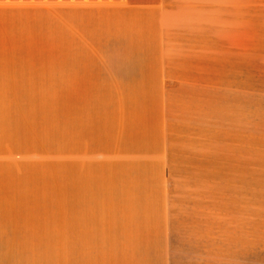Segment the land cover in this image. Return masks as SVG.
Listing matches in <instances>:
<instances>
[{
	"label": "rangeland",
	"instance_id": "1",
	"mask_svg": "<svg viewBox=\"0 0 264 264\" xmlns=\"http://www.w3.org/2000/svg\"><path fill=\"white\" fill-rule=\"evenodd\" d=\"M60 8L6 4L0 14L3 212L58 216L73 195L133 196L150 203L135 213L154 218L163 202L155 155L166 149L171 168L187 169L164 174L171 264H264V0H207L206 54L193 60L179 58L187 46H165L160 61L151 44H107L82 25L76 37L65 26L76 17ZM53 232L5 251L4 264H161L155 229L111 238L114 252L106 239L95 245L103 251L79 252L90 247L61 246ZM139 243L142 253L122 250Z\"/></svg>",
	"mask_w": 264,
	"mask_h": 264
},
{
	"label": "crops",
	"instance_id": "2",
	"mask_svg": "<svg viewBox=\"0 0 264 264\" xmlns=\"http://www.w3.org/2000/svg\"><path fill=\"white\" fill-rule=\"evenodd\" d=\"M196 1L200 4L199 7L186 5L189 3L188 0H176L174 5L179 4V6L169 5V0H0V14H3L6 4H59L63 13L76 17L75 20H71L70 25L68 23H65V25L63 22V30L64 25L67 29H75L76 37L79 36L78 30L82 25L83 32H86V29H91V34H97L95 37L109 39L107 44L113 43L114 41H111V39L116 37L127 39L134 44H151L155 46V56H151V58L160 61L166 59L164 57L166 54L165 46H187V55L179 58L181 60H193L199 58L200 55L201 57L205 56L207 47V0ZM172 6L173 10H171ZM81 14L82 17L86 14H91V16L98 18L95 21L91 20L89 23L86 20H79ZM175 28L176 33L169 35V30ZM2 36L3 23L0 18V43ZM2 73L0 72V264H4L5 251H22L20 248H16L19 247L17 244L30 242L32 235L49 234L51 230L54 231L53 233H58L61 239V246H68V244L71 245L76 242L80 247H90L81 248L82 250H79V252L103 251L95 248L97 247L95 245H99L106 239L108 247L106 252H114L115 250L110 248L108 244L111 238L142 237L147 235L145 232L147 229H155V236L165 238V244L163 240V246H157L156 252L163 254L162 259H160L161 264H171V256L169 254L172 251L171 237H173L175 222L174 214L170 210L171 206L167 192L165 196L164 174L172 171H181V169L187 171V169L171 168L174 164L168 162L170 152L167 153L166 149L158 150L155 155L162 175L160 183L163 202H160L159 212L153 214L154 218L149 216L148 212L135 213L137 212V207L133 206L150 203L144 202L145 198L143 197L137 198L133 196L113 198L73 195L70 197L68 204L75 207L71 208L70 211L61 212L58 216L47 214H5L3 212V151L1 142L3 126L2 85L4 82ZM75 83H80L79 77L75 78ZM110 108L109 117L113 118L114 115V118H116V112L112 109L113 106ZM124 114L126 117V112ZM160 117L159 125L162 127L163 132L165 129L169 131L170 126H172L170 115L163 112ZM126 123L128 124V122ZM124 124L125 122L118 123V125ZM141 169H143V172L149 171L148 166ZM196 169V171H203L202 168ZM112 204H123L126 206L125 212L114 213L110 212V210L104 212L103 210L109 207H95L98 205L111 206ZM176 221H178V217ZM45 238L47 236L43 237L42 243L46 242ZM144 245V243L130 245L131 248L122 250L132 252L133 246H136L138 249L134 250L142 253L145 251ZM43 251H50V249H43ZM59 251L70 252L64 248Z\"/></svg>",
	"mask_w": 264,
	"mask_h": 264
}]
</instances>
